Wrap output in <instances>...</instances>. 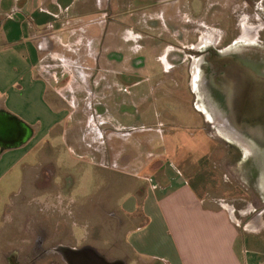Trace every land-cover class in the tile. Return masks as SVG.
I'll use <instances>...</instances> for the list:
<instances>
[{"label":"crops","instance_id":"0c3cea01","mask_svg":"<svg viewBox=\"0 0 264 264\" xmlns=\"http://www.w3.org/2000/svg\"><path fill=\"white\" fill-rule=\"evenodd\" d=\"M122 4L130 6L131 0H0V115L16 117L32 133L20 147L3 150L0 145V181L30 156L31 160L24 166L36 170L35 186L40 190L38 181L43 179L38 171L42 166V148L51 150L57 142L68 143L73 137L81 153L90 158L94 153L89 150L95 145L87 133L92 126L98 139L97 162L92 164L108 171L118 183L116 192L105 196L115 207L106 214L113 220L112 225L93 227V231L97 228V238L102 228L106 229L114 250L121 253L111 256L108 249H96L107 260L124 264H264L262 214L256 213L247 219L256 206L248 201L236 209L231 203L233 189H223L227 180L211 173L210 146L202 128L209 120L204 112L194 109L173 114L162 112L151 125L137 127L119 123L114 115L97 110V106L93 107L94 113L86 108L80 113L78 110L82 108L74 112L70 101L62 97L61 92L67 91L68 83L57 86L60 77L53 69L61 58L76 66L74 75L70 74V79L77 84L69 93L74 97L80 90L90 98L93 95L90 84H105L100 98L114 97L112 90L116 89L115 97L121 100L130 88H142L148 83V79L136 78L137 65L130 56L118 61L108 57L115 49L112 48L114 38L120 36L117 26L129 20L117 15ZM143 20L147 21L143 18L141 24ZM120 37L129 53L140 48L134 43L139 38L133 32L127 30ZM155 44L152 42L147 48ZM120 50L121 47L116 49ZM101 52L107 60L105 72L99 74ZM159 60L165 66L163 56ZM188 62L183 61L182 70H186ZM143 90L153 93L151 88ZM133 93L137 98L138 91ZM122 100L124 105L128 104L125 98ZM130 101L134 100L130 98ZM123 114L129 123L137 120L136 113L125 110ZM73 115L81 119L75 121ZM175 117L191 124L183 127L169 122ZM74 125L81 129L76 135L72 133ZM158 125L162 130L155 134L149 148L148 141L144 146L139 145L138 137L152 138L148 133ZM126 132H130L128 138L121 135ZM138 148L157 149L159 162L154 165L155 160L148 161L146 157V162L138 161ZM121 150L128 155L124 156ZM20 174L24 179L25 175L21 171ZM110 177L107 175L106 179L111 180ZM49 181L46 192H52L58 185L53 183V177ZM41 193H0V264H67L62 255L40 256L42 238L45 249L66 243L50 234L46 224L51 222L39 221L41 218L36 213H45L40 205ZM80 194L69 192L70 197L81 202L89 197ZM117 197H121L119 202ZM237 210L240 219L236 216ZM80 215L82 218V212ZM81 218L79 223H72L78 230L70 227L71 237L79 230L87 235L88 231L84 230L87 224L83 225ZM8 227L12 229L11 236L7 233ZM46 233L48 237H44Z\"/></svg>","mask_w":264,"mask_h":264},{"label":"rangeland","instance_id":"374dc122","mask_svg":"<svg viewBox=\"0 0 264 264\" xmlns=\"http://www.w3.org/2000/svg\"><path fill=\"white\" fill-rule=\"evenodd\" d=\"M247 4L246 0H178L174 4H166L163 0H131L130 6L122 4L119 6V10L116 11L117 15L125 19L129 18V20L122 21L116 29L118 33H120V36L126 34L127 30L133 32V35H135L137 39L139 38V40L134 43H136V47L140 46V48L129 53L127 49H125L123 39L120 36L115 37L112 43V48L115 49L112 50L113 52H111L108 57L118 61L125 60V57L127 59L130 56L137 65L136 69L138 76H136V78L148 79V83L143 85L142 88H130L129 93H123L124 95L122 94V97L128 101V104L125 105L122 97L121 100H119V96L118 98L115 97L116 89L112 90L115 92L114 97L108 96V99L105 100L100 98L105 92V84L99 86L90 84L89 89L93 92V95L89 98L85 93L78 90L75 92V99L73 94L69 93H71V90L77 85L75 80L70 79V74L73 73L74 75L76 66H72L68 61L61 58V60L59 59L54 64L57 65V67L53 69L57 71L58 78L60 77L57 86H65L64 84L68 83L67 91L65 92L63 90L61 92L62 97H66L65 99L70 101L72 105L71 109L74 112L82 108L78 110V113H80L81 110H85L86 108L94 113L93 107L97 106V110L99 109L101 112L106 111L114 115L119 123L136 125L137 127L141 125H151L153 121L155 122L158 120L162 112L169 111L172 113L185 109L189 111V109H194V106H196L197 110L202 111L203 107L201 104L203 102L199 99L201 97L197 96L198 92H196V96H193L190 92V85L188 84V66L191 64V59L186 49H188L189 44L195 41L193 33L191 35L188 34L190 33L189 28L196 27L197 34H201V40L198 45L208 42L207 39L203 38L205 36L202 34L206 30L220 32L221 35H223L221 40L222 44L229 43L230 40H233L232 45H234L240 42L241 39H247L244 37L245 35H249V37L253 36V40H256L259 32L255 30L252 31L251 28L259 25L260 28L263 27L261 24H263L264 21L261 20L262 15L258 16L257 13L252 15L251 12L248 11V8H246L249 5ZM249 6L251 7V5ZM143 18H146L147 21L143 20L141 24L140 21ZM253 19L256 22L257 19H259V24H250V21ZM147 22L148 24L146 26ZM136 33L139 34L140 37ZM159 33L160 36H157ZM261 36L263 38L262 44H264V32ZM126 38H128V36H126ZM152 42L156 44L154 46L152 45V48H147ZM240 44L244 43H237L236 46L233 47L234 50L229 49V47L226 48L228 49V53L236 52L239 54L237 57H231L223 61L219 57H214L211 54L210 58L212 56L215 61H222V64H220V62L216 64L218 66L216 68H212L210 61L204 59L205 65L202 69L200 67V71L199 66L203 63V59H193L192 71L193 77H196L197 80V90L199 89V83L197 82L200 80L198 73L201 72V74L203 73L202 75H205L207 81L206 88L207 90L209 88L210 92H208L211 98L214 99L213 96H215V94H223L225 92L224 94L228 95V93L231 94L234 92L237 84L236 81L238 82V79L240 80L241 73H234V70L233 72L228 71L227 73L230 75L231 79H227L222 76H227L224 71L216 73L215 70H218L220 66H227V62H232L231 64H235L236 66L242 65L241 59L238 58L243 52L241 49H237ZM254 44L256 43H253V45ZM126 45L129 46L128 44ZM194 45L195 44H193V46ZM109 46L110 45H108V47ZM120 47L121 50L117 52L116 49ZM194 48H196V46ZM246 54L254 60L263 61L264 59V53L258 52L252 48L246 51L245 55ZM198 55L199 53L197 56ZM160 56H163V63L165 66L167 63L169 64L167 67L163 66L162 62H160ZM106 60V55L101 52L99 74L105 72L104 65ZM184 60H189L186 70H182V68H185V64H182ZM256 65L258 67L256 70L260 71L262 66ZM50 69L52 70L51 67L49 70ZM257 75L264 80V70H262L260 74L257 72ZM213 76L218 79H212ZM249 77L252 79V76ZM171 80L174 81V84H169ZM182 82H184V84H182ZM194 86L195 84H193V87ZM143 88H147V90L151 88L153 93L150 95L149 91H144ZM135 90L138 91L137 98L134 97L133 92H135ZM141 90L143 91L141 92ZM192 91L194 92V90ZM260 92L262 94L259 100L263 101L256 104V110L250 120H247V123H245L249 125H259L260 128H257L256 131H240L237 133L240 134L249 145L241 142L245 146L244 147L240 143L229 139L228 133L225 132V130L223 132L218 131V127L209 118H207V120H209L208 122L202 124V128L205 130V138H207L210 146L211 173L227 180L226 187L223 186V189H233V200L231 203H233L236 209H240L246 205V202L251 201V203L256 206V209L247 219L259 213L262 214V220L264 222V90L262 89ZM130 98L134 101H130L129 103ZM98 103L101 104L98 106ZM225 103L226 101L224 104ZM124 109L128 110L130 113H136L137 120L129 123L123 116L125 112ZM202 112L205 113V110ZM167 117L166 115L163 116L164 119L168 120ZM74 119L77 121L81 118L74 117L73 115V120ZM94 119L97 120L96 117H94ZM236 120L241 122V120L236 119V117L235 119L234 117L233 119L230 118L229 122L233 123L236 122ZM169 122L177 123L183 127L191 124L185 121L184 118L179 117L170 119ZM159 125L148 133L153 135L152 138H146L145 140L144 137L142 139L138 137V144L144 146L145 141H148L146 145L149 148L151 141H154L155 134L160 133L162 130V127ZM79 131H81L80 126L74 125L72 129L73 135H76ZM129 133L130 132H126L121 135H126V138H128ZM87 134L90 137V142L97 146L98 139L96 128H92L91 126ZM73 139L74 138L71 137L68 143L63 141L57 142L55 148L51 150L42 148L40 153V163L42 166H40L41 169L38 171V175L43 179L38 181L39 187H42L40 190L35 186L34 177L35 174H37L36 170L33 171V169L24 166L31 160V157L28 156L19 163L17 169L12 174L7 175L0 181V193L42 192L40 205L45 213L37 212L36 214L41 218L39 221L44 220L45 223L51 222L50 225L46 224L50 227V234L54 233L57 239L64 240L66 243L63 245L76 248L93 247L98 250L108 249L111 256H118L121 253L114 250L113 240L108 231L102 228L99 233L100 238H97V228L93 231V227L97 225L100 227L104 225L106 228L113 223V220L106 214L113 211L115 207L113 206V202L109 201L108 198L106 199L105 196L110 192H116V188L118 187L117 180H113L112 174H109L108 171L92 164H96L97 162L95 155L97 149L95 146L93 149L89 150V153H94L92 156L90 154L89 158V156L87 157L81 153ZM123 143L124 142H122V144ZM126 143H128V140ZM156 150L157 149H154L152 151L150 149L138 148V161L146 162V157L148 161L155 160L154 165H156V163L159 162L157 161L159 157L155 154L158 153ZM121 151L123 152V150ZM124 153L125 151L122 153L124 156L128 155ZM49 162H51L52 165L49 164ZM20 171L25 175L24 179ZM149 171L148 169L147 172ZM107 175H111V180L106 179ZM70 176L72 178L67 181V177ZM50 177H53V183L56 182L58 185L52 192H46L49 190L48 184L50 183ZM67 184L71 189L68 186L66 187ZM69 192H81V196L83 194H88L89 197L83 199L81 202L79 199L77 200L76 198L70 197ZM51 194L55 196H51ZM119 199H121V197L116 198L118 202ZM76 200L77 202H75ZM229 209L232 210L231 208ZM81 212L82 218L80 217ZM76 214L78 217L75 216ZM239 215V210H237L236 216L238 219H240ZM79 218L83 220V225L87 224L84 230H86V232L88 231V233L86 235L79 230L76 236L73 232V237H71L70 227H72V223H79ZM52 220L56 224V226L54 225L55 229L52 228L54 224ZM24 221L26 222V219H24ZM244 221H246V218H244ZM66 228H68V230ZM72 228H74V226ZM74 229V231L78 230V228ZM7 233L11 236V227H8Z\"/></svg>","mask_w":264,"mask_h":264},{"label":"flooded vegetation","instance_id":"af4514ba","mask_svg":"<svg viewBox=\"0 0 264 264\" xmlns=\"http://www.w3.org/2000/svg\"><path fill=\"white\" fill-rule=\"evenodd\" d=\"M176 1H178V0H163V2L166 4L167 3L174 4ZM246 2L249 5H251V7H250L247 4L248 6L246 8H248V11H250L252 15L254 13L255 14L257 13L258 16L262 15L261 20L264 21V14H263L264 13V0H246ZM243 15H245V14H243ZM246 16H249V15H246ZM259 21H260L259 19H257V22L253 19L252 21H250V24L258 25ZM261 25H263V27H261V28H260V25L257 27L254 26L251 28L252 31L255 30L256 32L257 31L259 32L256 40H253V36L249 37V35H245L244 37H246L247 39H245V40L241 39L240 42H237V43H244V44H240L237 49H241L243 51H248L250 48H252V49L257 50L258 52L264 53V44H262L263 38L261 36L264 32V22ZM189 31H190V33H188V34L191 35L193 33V35L195 37V41L192 44H189L188 49H186L188 51L187 54L190 55L189 58L191 59V64L188 66V84L190 85L189 88H190L191 94L193 96H196V94H197L196 93L197 92L196 81L197 80H196V77H193V71H192L193 59H196V60H200L201 58L203 59V63L199 66V69H200V67L202 69V67L205 65L204 59H208L211 63L212 68H216V67H218L216 64L218 62H220V64H222V61H215L213 58L215 56H217L221 60L224 61V59L227 60L231 57H235L234 54L236 52H229L228 53L227 52L228 49H226V48L229 47V49L234 50L233 47L236 46L237 43L232 45L233 40H230L229 43L227 42L225 44H222L221 40L223 38V35H221L220 32L206 30L202 34H204L205 37H203V38L207 39L208 42L203 43L202 45H198L200 43V40H201V37H200L201 34H197L196 27L189 28ZM196 39H197V41H196ZM245 43H247V44H245ZM250 43H252V44H250ZM253 43H256V44L253 45ZM193 44H195V45L193 46ZM224 45H225V47H224ZM195 46H196V48H194ZM180 52H183V51H180ZM198 53H199L198 56H200V57L197 56ZM182 54H184V53H182ZM211 54L214 56L213 58H212V56L210 58ZM201 56H203V57H201ZM226 62H225V64H226ZM231 63L232 62H227V66H224V67L220 66L218 69L219 71L216 69L215 72L217 73L220 71H222V72L224 71V73H226L227 76H225V75H222V76H224L227 79H231L230 75H228V73H227L228 71L233 72V70H234L235 71L234 73L240 72L241 73L240 80L238 79V82L236 81V83L240 84L242 86V92H241V94H237L233 98V100H229V101L227 98L228 95L223 93L225 96L224 101H226V103H225V109L226 110H223V111L226 113V115L229 117V119L230 118L233 119V117L235 119V117H236V119L241 120V122L238 120H236V122H233V123L230 122L231 127H233L235 130H238V131H256L257 128H260L259 125H249V124H245V123H247L246 122L247 120H250L251 116L253 115L254 111L256 110V104L260 101L261 102L263 101V100H259V99H260L261 94H262L260 92V90H262V89L264 90V80L259 78V76H258L256 78V80L253 81L250 77L247 76V72H249L250 70L252 71V69H251L252 67L250 66L251 64L249 63V61L242 59L241 60L242 65L241 66H238V65L236 66L235 64L233 65ZM258 64H261L262 67H264V62L258 63ZM201 69H200V71H201ZM260 72H262V71L260 70ZM198 74H199L200 79H201V76L203 73L201 74V72H199ZM213 77H212V79H214V80L218 79L215 76H213ZM204 80L206 81V78ZM250 82H251V84H253V86L255 88L257 87L256 89L259 91L256 93H252V94H249V93L245 94L246 92H248V85L250 84ZM197 83H200V80ZM206 83H207V81H206ZM193 84H195L194 87H193ZM192 90H194V92ZM194 110H197L196 106H194ZM42 232H44V231H42ZM43 235H44V237L45 236L48 237V233L43 234ZM57 240L59 241L61 239H57ZM83 248H86V247H81V248H76V249L79 250V249H83ZM39 249H40V256L41 257H43L45 255H50V254H56L58 256L62 255L67 262L72 261L73 254L71 253V249H74V248H71L70 246H65L63 244L57 243V244H53L51 247L45 249L44 248V238H42L41 242H40Z\"/></svg>","mask_w":264,"mask_h":264},{"label":"water","instance_id":"95a60500","mask_svg":"<svg viewBox=\"0 0 264 264\" xmlns=\"http://www.w3.org/2000/svg\"><path fill=\"white\" fill-rule=\"evenodd\" d=\"M242 52L243 54H241V56H239L238 59H241V60L245 59L249 61V63L251 64L250 66L252 67L251 68L252 71L250 70L249 72H247V76L248 77L252 76V79L254 81V79H256L259 76L257 75L258 71L256 70V68L258 67L256 64L264 62V59L263 61L254 60L250 58L249 56H247V54L245 55L246 51L242 50ZM234 55L235 57H237V55L239 54L236 53ZM258 65L262 66L261 64H258ZM260 70L261 71L264 70V67L260 68ZM203 78L205 79V75L201 76L200 83H199V89L197 90V92H198V96L201 97L199 98L200 101L203 102L201 106L203 107L202 110L203 111L205 110V113H204L205 116L211 119L213 123H215V125L219 129L218 131L223 132L225 130V132L228 133L229 139L237 143H240L241 145H243L242 143L249 145L248 143L244 141V139L241 137L240 134H237L240 131L235 130L233 127H231V123L229 122L227 115H225L226 113L223 111V110H226L225 104H224L225 102L224 94L222 93L215 94V96H213L214 99L211 98L210 93H209L210 90L209 88L207 90L206 88L207 83ZM258 91L259 90H257L253 86V84H251L250 82V84L248 85V92H246L245 94H248V93L252 94ZM241 92H242V86L240 84H237L234 92L231 94L228 93V96H227L228 101L233 100V98L237 94H241ZM231 132H234V133H231ZM31 136H32V133L30 132V130L26 126H24L16 117L0 115V145L3 150L5 148L20 147L23 144H25L31 138ZM71 253L73 254L72 261L71 262L68 261L67 264H124V262L122 261L107 260L103 255H101L93 247H86V248L79 249V250L71 249Z\"/></svg>","mask_w":264,"mask_h":264}]
</instances>
